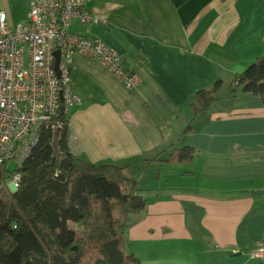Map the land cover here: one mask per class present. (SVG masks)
Listing matches in <instances>:
<instances>
[{
    "label": "crops",
    "instance_id": "crops-1",
    "mask_svg": "<svg viewBox=\"0 0 264 264\" xmlns=\"http://www.w3.org/2000/svg\"><path fill=\"white\" fill-rule=\"evenodd\" d=\"M86 8L100 22L76 19L70 29L108 44L140 85L127 89L97 57L76 52L68 63L82 100L68 111L76 149L93 162L133 164L138 178L142 160L168 146L197 151L188 164H156L154 181L165 174L167 184L145 196L143 222L130 230L136 256L261 264L251 251L264 235V105L229 86L264 54V0H90ZM28 9L29 0H0L11 26ZM218 78L219 100L182 135L193 94Z\"/></svg>",
    "mask_w": 264,
    "mask_h": 264
},
{
    "label": "trees",
    "instance_id": "trees-1",
    "mask_svg": "<svg viewBox=\"0 0 264 264\" xmlns=\"http://www.w3.org/2000/svg\"><path fill=\"white\" fill-rule=\"evenodd\" d=\"M124 70L133 73L128 66ZM224 81L196 91L188 106L192 118L182 135L195 130L196 118L219 100ZM243 90L264 105V54L231 81L230 92ZM78 105H70L69 111ZM70 117L56 115L42 126L37 143L21 166L15 191L0 194V264H143L127 237L129 216L144 210L145 195L133 176V164L93 162L70 147ZM62 126L61 154L55 157L52 126ZM167 159L161 155L170 150ZM189 146L166 149L143 159L145 166L188 164ZM8 168H0L6 179Z\"/></svg>",
    "mask_w": 264,
    "mask_h": 264
},
{
    "label": "built area",
    "instance_id": "built-area-1",
    "mask_svg": "<svg viewBox=\"0 0 264 264\" xmlns=\"http://www.w3.org/2000/svg\"><path fill=\"white\" fill-rule=\"evenodd\" d=\"M89 1L29 0L26 20L15 26L0 10V168L10 161H20L21 166L39 139L34 124L47 126L62 105L69 110L81 103L71 90L68 66L76 52L97 57L127 89L140 85V78L124 70L123 59L108 44L70 31L76 19L82 24L99 21L86 9ZM20 181L19 172L11 174V186L0 179V193L17 190ZM251 255L264 264V235Z\"/></svg>",
    "mask_w": 264,
    "mask_h": 264
},
{
    "label": "rangeland",
    "instance_id": "rangeland-1",
    "mask_svg": "<svg viewBox=\"0 0 264 264\" xmlns=\"http://www.w3.org/2000/svg\"><path fill=\"white\" fill-rule=\"evenodd\" d=\"M90 2V1H89ZM86 7H87V4H86ZM87 9V8H86ZM93 21L89 22V23H92ZM100 22V21H98ZM71 30V29H70ZM72 31V30H71ZM73 32V31H72ZM77 34V33H76ZM81 35V34H80ZM217 53V52H216ZM57 68H58V64H57ZM57 76L60 77L59 75V72L57 73ZM64 101V100H63ZM82 102V100H81ZM81 104V103H80ZM80 104L78 106H80ZM68 111L69 110H66L65 108V112H67L68 114ZM46 126L45 122H42V123H38V124H34V126L37 127V133L39 134L40 136V129L42 126ZM55 127H61L62 126H52V129L54 130ZM63 131V129H62ZM70 135H69V139L72 140V145L71 147H74V143H75V136L73 135V133L71 132V129H70ZM39 138V137H38ZM52 141H53V138H52ZM31 151V150H30ZM60 154H61V151H60ZM20 161H17V164L18 166H20ZM16 162L15 161H10L9 164L6 163L4 165V168H8L9 172L5 171L3 172L5 175H7V178L4 179L6 181V183L8 184V186H11V172L13 170H15L18 166H17ZM8 165V166H7ZM158 165L156 164H153V165H149V166H145L143 165L142 168H143V174L140 176V178H138L137 176H134L137 180H138V183H139V188H140V192H142L145 196H150L151 194L153 193H156V194H161L162 190H159V191H156L157 189L161 188L162 186H165V184L167 183H164L165 182V177L166 175L164 174L163 175V178L161 180V182H155L154 179H153V174L155 172L158 171ZM133 168H136V167H133ZM145 171H146V174H145ZM13 173V172H12ZM12 190L10 188H7L5 193H8V192H11ZM2 193V192H1ZM0 193V194H1ZM145 213H146V207L144 208L143 211H141L140 213L138 214H132L129 216V220H128V224H127V237H130V230L134 227V225L137 223V221L139 222H143V217L145 216ZM131 239L128 238V241L130 242ZM131 243V242H130ZM196 257L194 255L191 256V258L188 260L189 264H192L194 261H195Z\"/></svg>",
    "mask_w": 264,
    "mask_h": 264
},
{
    "label": "water",
    "instance_id": "water-1",
    "mask_svg": "<svg viewBox=\"0 0 264 264\" xmlns=\"http://www.w3.org/2000/svg\"><path fill=\"white\" fill-rule=\"evenodd\" d=\"M58 58H56V62H55V68L57 69V64H58ZM65 114V105L61 106L60 109V114L59 116H64ZM61 134H62V128L61 127H55L53 130V141H52V147L54 149V155L55 157L58 156L60 154V140H61Z\"/></svg>",
    "mask_w": 264,
    "mask_h": 264
},
{
    "label": "bare ground",
    "instance_id": "bare-ground-1",
    "mask_svg": "<svg viewBox=\"0 0 264 264\" xmlns=\"http://www.w3.org/2000/svg\"><path fill=\"white\" fill-rule=\"evenodd\" d=\"M29 10H30V8H29Z\"/></svg>",
    "mask_w": 264,
    "mask_h": 264
}]
</instances>
